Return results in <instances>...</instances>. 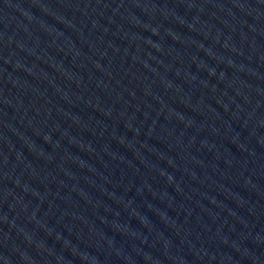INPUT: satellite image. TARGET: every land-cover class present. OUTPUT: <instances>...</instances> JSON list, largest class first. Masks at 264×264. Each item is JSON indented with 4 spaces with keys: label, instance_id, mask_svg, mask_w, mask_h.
I'll return each instance as SVG.
<instances>
[{
    "label": "water",
    "instance_id": "1",
    "mask_svg": "<svg viewBox=\"0 0 264 264\" xmlns=\"http://www.w3.org/2000/svg\"><path fill=\"white\" fill-rule=\"evenodd\" d=\"M0 264H264V0H0Z\"/></svg>",
    "mask_w": 264,
    "mask_h": 264
}]
</instances>
